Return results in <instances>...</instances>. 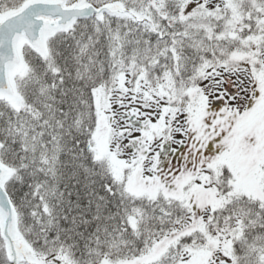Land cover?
<instances>
[{
	"label": "snow or ice",
	"instance_id": "snow-or-ice-1",
	"mask_svg": "<svg viewBox=\"0 0 264 264\" xmlns=\"http://www.w3.org/2000/svg\"><path fill=\"white\" fill-rule=\"evenodd\" d=\"M0 264H264V0H0Z\"/></svg>",
	"mask_w": 264,
	"mask_h": 264
}]
</instances>
